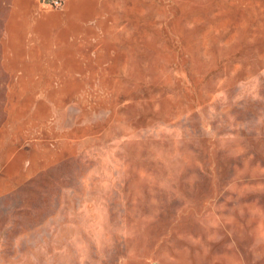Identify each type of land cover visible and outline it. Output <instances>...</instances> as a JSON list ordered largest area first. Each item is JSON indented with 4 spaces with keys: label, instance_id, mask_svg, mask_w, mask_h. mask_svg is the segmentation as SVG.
I'll return each mask as SVG.
<instances>
[{
    "label": "rangeland",
    "instance_id": "rangeland-1",
    "mask_svg": "<svg viewBox=\"0 0 264 264\" xmlns=\"http://www.w3.org/2000/svg\"><path fill=\"white\" fill-rule=\"evenodd\" d=\"M95 1V62L49 60L80 78L0 197V264H264V0Z\"/></svg>",
    "mask_w": 264,
    "mask_h": 264
},
{
    "label": "crops",
    "instance_id": "crops-1",
    "mask_svg": "<svg viewBox=\"0 0 264 264\" xmlns=\"http://www.w3.org/2000/svg\"><path fill=\"white\" fill-rule=\"evenodd\" d=\"M37 2L40 7L28 8L24 0H0V94L6 97L0 120V197L31 176L38 159L41 162L37 143L47 128L49 89L80 78L70 71L63 83H55V74L46 71L50 58L67 65L95 62L89 44L95 43L102 2L66 0L56 11ZM58 39L62 42L56 46ZM48 43L50 53L60 55L52 56Z\"/></svg>",
    "mask_w": 264,
    "mask_h": 264
},
{
    "label": "built area",
    "instance_id": "built-area-1",
    "mask_svg": "<svg viewBox=\"0 0 264 264\" xmlns=\"http://www.w3.org/2000/svg\"><path fill=\"white\" fill-rule=\"evenodd\" d=\"M43 4L51 8L61 9L64 6V0H40Z\"/></svg>",
    "mask_w": 264,
    "mask_h": 264
}]
</instances>
